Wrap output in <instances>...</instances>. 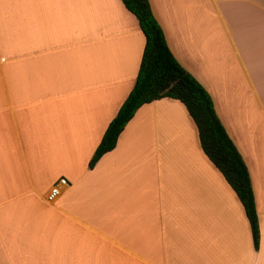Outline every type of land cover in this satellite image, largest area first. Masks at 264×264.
<instances>
[{
    "label": "crops",
    "instance_id": "crops-1",
    "mask_svg": "<svg viewBox=\"0 0 264 264\" xmlns=\"http://www.w3.org/2000/svg\"><path fill=\"white\" fill-rule=\"evenodd\" d=\"M148 1L247 167L259 246L178 100L89 167L144 45L121 0H0V264H264V0Z\"/></svg>",
    "mask_w": 264,
    "mask_h": 264
},
{
    "label": "trees",
    "instance_id": "trees-1",
    "mask_svg": "<svg viewBox=\"0 0 264 264\" xmlns=\"http://www.w3.org/2000/svg\"><path fill=\"white\" fill-rule=\"evenodd\" d=\"M131 12L144 36V45L135 81L107 124L96 146L89 167L114 148L119 134L143 104L161 98L180 101L196 126L200 147L222 174L243 206L254 248L259 227L253 190L247 167L226 133L204 87L173 56L148 0H121Z\"/></svg>",
    "mask_w": 264,
    "mask_h": 264
},
{
    "label": "built area",
    "instance_id": "built-area-1",
    "mask_svg": "<svg viewBox=\"0 0 264 264\" xmlns=\"http://www.w3.org/2000/svg\"><path fill=\"white\" fill-rule=\"evenodd\" d=\"M68 182L65 178H59L57 182L50 188L49 192L46 195L48 201H54L57 196L60 195L61 187L67 186Z\"/></svg>",
    "mask_w": 264,
    "mask_h": 264
},
{
    "label": "snow or ice",
    "instance_id": "snow-or-ice-1",
    "mask_svg": "<svg viewBox=\"0 0 264 264\" xmlns=\"http://www.w3.org/2000/svg\"><path fill=\"white\" fill-rule=\"evenodd\" d=\"M124 2L126 3V2H127V0H124ZM255 246H256V247H258V246H259L258 238H257V239H256V241H255Z\"/></svg>",
    "mask_w": 264,
    "mask_h": 264
},
{
    "label": "rangeland",
    "instance_id": "rangeland-1",
    "mask_svg": "<svg viewBox=\"0 0 264 264\" xmlns=\"http://www.w3.org/2000/svg\"><path fill=\"white\" fill-rule=\"evenodd\" d=\"M119 108V107H118ZM115 116V115H114ZM107 126V125H106Z\"/></svg>",
    "mask_w": 264,
    "mask_h": 264
}]
</instances>
